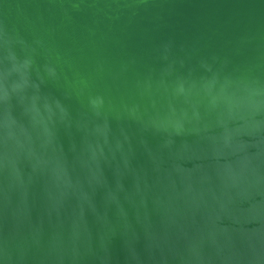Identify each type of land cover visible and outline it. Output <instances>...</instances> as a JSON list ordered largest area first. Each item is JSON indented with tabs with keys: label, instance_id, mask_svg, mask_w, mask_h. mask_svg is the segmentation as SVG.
I'll use <instances>...</instances> for the list:
<instances>
[{
	"label": "water",
	"instance_id": "1",
	"mask_svg": "<svg viewBox=\"0 0 264 264\" xmlns=\"http://www.w3.org/2000/svg\"><path fill=\"white\" fill-rule=\"evenodd\" d=\"M0 264H264V0H0Z\"/></svg>",
	"mask_w": 264,
	"mask_h": 264
},
{
	"label": "rangeland",
	"instance_id": "2",
	"mask_svg": "<svg viewBox=\"0 0 264 264\" xmlns=\"http://www.w3.org/2000/svg\"><path fill=\"white\" fill-rule=\"evenodd\" d=\"M114 218H116V216L114 215V214H110V215H108V216H106L105 217V219H104V221L109 225L111 222H112V220L114 219ZM125 230V228L124 227H122L121 228V232H123ZM109 232L111 233V235H110V238H112V239H114L115 238V234H116V232L112 229V228H110L109 229ZM119 233V232H118ZM74 234H75V230H74ZM119 244H116L115 246H113L111 249H110V251H108L109 253L110 252H115V251H118L119 250ZM111 254V253H110Z\"/></svg>",
	"mask_w": 264,
	"mask_h": 264
}]
</instances>
